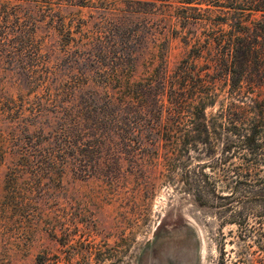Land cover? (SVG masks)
Here are the masks:
<instances>
[{"label": "rangeland", "instance_id": "1", "mask_svg": "<svg viewBox=\"0 0 264 264\" xmlns=\"http://www.w3.org/2000/svg\"><path fill=\"white\" fill-rule=\"evenodd\" d=\"M181 5L62 0L37 22L38 62L0 61V264H230L240 230L264 229V213L239 226L198 205L132 114L146 108L145 71L183 54L164 14Z\"/></svg>", "mask_w": 264, "mask_h": 264}, {"label": "trees", "instance_id": "2", "mask_svg": "<svg viewBox=\"0 0 264 264\" xmlns=\"http://www.w3.org/2000/svg\"><path fill=\"white\" fill-rule=\"evenodd\" d=\"M176 1L186 5L164 14L176 20L183 54L170 69L162 57L145 71L138 83L146 108L132 114L157 132L161 143L152 145L164 150L156 160L182 169L194 201L236 213L228 223L240 226L243 213H264V0ZM61 3L0 0V61L25 56L27 66L38 62L37 22L58 13ZM68 27L63 18L55 25L64 35ZM133 33L136 38L139 29ZM137 52L130 53L131 67ZM218 188L227 192L218 194ZM237 240L241 246L230 264H264V229H241Z\"/></svg>", "mask_w": 264, "mask_h": 264}]
</instances>
